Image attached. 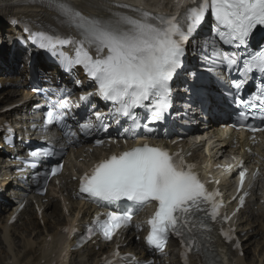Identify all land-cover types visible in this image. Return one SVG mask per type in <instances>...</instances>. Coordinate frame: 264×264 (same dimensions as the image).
Returning a JSON list of instances; mask_svg holds the SVG:
<instances>
[{
  "label": "snow or ice",
  "instance_id": "6c2138e0",
  "mask_svg": "<svg viewBox=\"0 0 264 264\" xmlns=\"http://www.w3.org/2000/svg\"><path fill=\"white\" fill-rule=\"evenodd\" d=\"M49 6L55 7L65 17L64 23L75 27L82 39L74 41L58 32L38 31L31 36L33 43L53 55L62 56L69 70L77 65L82 66L88 77L95 81L96 94L105 101L113 102L112 115L116 122L125 117L131 121L129 128L124 130L130 135L141 127L148 132L153 131L148 123L141 122L135 111L138 108L149 113V122L164 119L172 106L171 82L183 67L185 45L208 14L214 18L215 32L220 41L244 49L243 53L218 52L213 41L212 55L219 57L230 71L236 70L241 76L240 80L233 82L237 91L242 89L254 72L264 79V48L255 52L247 50L248 38L253 30L257 26L264 28V0H195V6L181 17L154 15L134 9L138 16L114 13L108 19H101L85 16L64 0H49ZM69 44L76 45L74 57L59 50ZM92 47L96 50L95 57L89 51ZM88 99L87 95L81 97L84 101ZM256 101L260 102L259 107L264 111V84L259 85L258 94L238 102L245 108L255 109ZM61 106L68 108L67 103ZM46 115L47 122L51 124L63 120L66 113L50 110ZM95 116L99 124L94 125L89 119L80 125L82 131L87 133L94 127L106 130L103 122L107 117L100 112H96ZM240 117L247 119V113L242 111ZM261 118L264 119V116ZM249 128L253 132L264 131V128L251 125ZM102 143L104 141L97 140V144ZM52 154L51 149H41L33 151L31 156L40 158ZM61 168L62 165L51 168V175ZM194 169L195 165L187 164L182 157L177 163L169 151L149 143L100 160L81 177L80 192L101 204L119 206L124 202L126 210L109 212L106 219L97 216L94 224L87 227L88 235L98 231L110 240L117 230L131 223L132 207L157 202V210L148 221L151 230L146 238L147 243L163 252L170 234L183 237L187 264V253L196 244L195 236L190 234L210 231L205 219L216 220L222 207L216 199L219 192L209 191ZM245 177L246 172L242 170L241 187ZM243 203L241 198V205ZM223 219L227 220L228 217ZM231 231L229 229L223 233L226 239H232ZM115 255L118 257L119 253Z\"/></svg>",
  "mask_w": 264,
  "mask_h": 264
},
{
  "label": "bare ground",
  "instance_id": "6f19581e",
  "mask_svg": "<svg viewBox=\"0 0 264 264\" xmlns=\"http://www.w3.org/2000/svg\"><path fill=\"white\" fill-rule=\"evenodd\" d=\"M33 1L38 0H0V23H7L0 26V37H2V40L3 38L5 39V36L10 35L15 38L14 29L9 26V19L13 17H17L22 21L33 20L37 22L50 19L51 13L47 12L45 9L22 4ZM113 1L114 0H64L68 5L74 6L76 4L77 7L83 8L85 11H89L90 8L87 7V5H91L104 10V13L112 8ZM146 1L161 3L160 0ZM12 44L13 41L8 50L4 49V47L0 48V82L4 84V88L6 89L4 93L0 94V128L4 123L15 122L13 119L14 111L10 112L7 109L18 104H26L31 96L30 92L27 90L29 85L28 81H23L29 75L28 65L25 66L24 69H21V61L18 60V51L14 52L15 54L13 53L14 56L12 60L10 59ZM22 63L25 64L26 61H22ZM49 71H51L53 76H56V69L50 68ZM19 88L21 89L17 91ZM34 104H36V100L29 101L30 106ZM21 113H25V111L16 109V116L18 115L21 117ZM29 118L30 117H28V119ZM19 123L22 126L26 124L23 121ZM212 123L215 127L211 128L208 133L220 137V127L215 124V122ZM27 127H29V125H27ZM226 143L229 147L233 146V140L229 142L226 141ZM86 154L88 157H85ZM7 155L10 156V153ZM75 156L77 160L86 158L85 163H87L88 158H91L90 152L86 148L74 152V155L69 161L72 162ZM3 157V155L0 156V161H2ZM71 178L72 176L67 180ZM14 181L17 182L16 179ZM5 182L2 188L11 186V183H8L10 182L8 179H6ZM13 184L14 182L12 185ZM224 186L225 189H228L230 181L226 180ZM72 187L73 184L63 191L65 205H63L62 201H58L59 198L62 200V197L57 193L58 191L53 190L47 197L39 200L41 204L46 205V212L43 219L38 217L34 207H28L21 214L18 223L15 225H11L9 221L13 215V209L16 208V205H14L15 202L12 200L14 197V199L18 200V191L14 194L13 192L8 194L11 190H7L6 188L2 189L3 192L0 194V197L6 203L4 202V204H2L3 209L0 210V264H54L56 262L62 264H97V260L101 254L95 251V247H88L83 252H72L65 248L69 242L68 239L62 235V228L76 225L79 227V224L86 220L91 213V208L85 207L84 205L79 206L78 203L73 201ZM67 193L70 194L71 198L66 197ZM47 201H49V204H46ZM21 202H24V198L21 199ZM7 203L9 205L5 207ZM67 204H69L68 208L70 209L71 217H68L65 212ZM23 220H26V223L22 225V231H17V226H19V223ZM42 223L45 226L43 231L40 227ZM239 233L241 234L242 241L245 242H250L252 238H257L261 235L264 243V206H261L260 202L259 204H252L250 202L247 210L241 214ZM135 243L132 240L125 252H133L142 258V256L147 254L142 246L143 243ZM263 243H257L256 251L260 246L263 251ZM248 245L249 244H247L246 247ZM250 252L251 251H249L247 255H249ZM247 255H245L246 257L244 258H238L233 254V259L230 264H264L263 254H259V256L255 255L256 259L252 262L248 261ZM169 261L171 264H181L180 260L176 258L175 251L173 250Z\"/></svg>",
  "mask_w": 264,
  "mask_h": 264
},
{
  "label": "rangeland",
  "instance_id": "374dc122",
  "mask_svg": "<svg viewBox=\"0 0 264 264\" xmlns=\"http://www.w3.org/2000/svg\"><path fill=\"white\" fill-rule=\"evenodd\" d=\"M2 24L3 23H0V26H2ZM5 24V23H4ZM3 24V25H4ZM1 36V35H0ZM8 37L9 36H5V42H6V39H8ZM2 41H4V40H2V38L0 37V42H2ZM25 65V64H24ZM24 90H25V88H24ZM6 90L4 89L3 91H1L0 92V94H2V93H4ZM3 106V105H2ZM1 107V106H0ZM51 214H52V212H51ZM26 223V220H23L22 222H20L19 223V226H17V231H22V228H23V226L22 225H24ZM41 227V230H44V227L41 225L40 226ZM19 241V240H18ZM260 243V242H262V236H258L257 238H253L252 240H251V242H248V243H245V246L247 245V244H249L247 247H244V249H245V252H248V251H251L250 252V254L247 256V258H248V261L249 262H252V261H254L255 259H256V257H255V255H259L260 253L262 254V252H261V250L260 249H257V251H256V246H257V243ZM261 248V247H260ZM263 255H264V250H263Z\"/></svg>",
  "mask_w": 264,
  "mask_h": 264
}]
</instances>
